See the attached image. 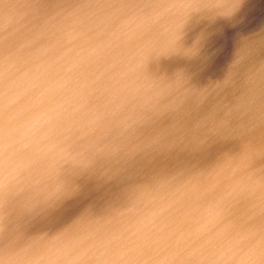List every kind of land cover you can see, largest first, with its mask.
<instances>
[{
    "label": "water",
    "instance_id": "water-1",
    "mask_svg": "<svg viewBox=\"0 0 264 264\" xmlns=\"http://www.w3.org/2000/svg\"><path fill=\"white\" fill-rule=\"evenodd\" d=\"M68 1L73 2L74 9L80 8L82 3L85 6L68 14L58 10L62 5L49 12L51 6L47 7V0H21L16 6L18 12L0 13V23L8 24L7 29L12 26L11 20L21 17L30 22L45 14L40 29L34 25L7 36L6 28H0V37L6 38L0 41V71L3 73L0 78H4V83L0 80V178L16 176L31 181L29 178L36 171L35 175L39 178L44 175L45 179L41 183L37 181V187H29L31 191H37V196L42 192L37 201L23 199V192L13 198L5 197L0 203V264H18L23 250L27 248L29 252L30 247L33 250L24 264H94L93 257L99 258L100 264H123L126 259L129 260L127 264H264V60L257 61L252 78L253 84L261 83L260 89L235 95L228 111L216 116L219 118L200 122L205 136L192 140L204 147L196 150L201 153L195 152L197 161L193 165L183 163L168 151L165 154L157 143L162 139L157 135L163 134L164 124L160 125L157 120L147 123L154 129L155 136L151 139L156 140L147 146L139 147L134 143L140 131L137 124L134 128L128 125L129 131L121 130V121L132 118L125 114L135 113L133 123L138 118L143 121L155 118L163 108L162 93L179 96L189 90L195 91L214 75L218 68L216 64H223L219 46L221 48V39L227 35L222 25L225 19L217 17L215 10L246 25L241 32L248 34L250 27L258 26L264 33L262 0H224L222 5L216 0H172L171 6L156 19V15L153 16L154 31L147 34L146 39H143L145 33L138 35L142 40H126L125 49L116 55L122 64L114 67L101 64L97 48L89 50V42L99 41L97 37L105 35L104 30L109 26L95 29L96 36L87 34L83 49L78 48L79 44L75 49L66 45V55L58 52L59 44L68 42L66 33L65 38L59 36L63 30L59 27H79L76 23L86 14H96L100 4L99 0H65L66 6ZM252 5L251 12L248 6ZM83 9L85 12L80 16ZM209 9L213 12L212 22L206 19ZM62 10L66 11L64 6ZM49 20L52 28L58 27L51 40V43L55 42V52L47 50L49 42L42 34V28ZM171 20L184 24L176 27L174 48H169L165 42ZM185 23L188 30L184 28ZM38 35L43 39L37 40ZM151 48L158 50V57L154 65L155 77L147 79L151 65L141 62H144L143 57L148 58L144 54ZM37 50H42L47 59L33 58ZM52 57L55 61L64 57L66 63L53 64ZM108 58L104 52L103 62ZM203 63L213 65L188 79ZM60 68L65 70V81L59 87L58 83H50L48 79L55 78V71ZM92 69L99 71L91 74ZM126 71L134 76L127 80ZM78 75L81 79L89 77L82 79V88L71 81ZM11 76L10 82L7 81ZM149 82L151 85L147 86ZM86 83H92L96 91L89 93L91 90L87 89ZM55 93L63 98L65 110L55 109ZM143 93L146 95L141 96ZM122 95L141 99L127 107L121 104ZM85 100L88 107L83 111ZM90 100L99 109L108 100L114 105L111 114H118H114L113 119L111 114L107 116V124L93 139L90 138L93 136L91 129L101 125L96 122L95 114L91 115L90 132L82 137L81 145L78 144L91 149L84 147L81 150L74 147V142L79 139L75 130L93 109ZM41 118L47 119L45 125H42L45 119ZM28 149L34 150V156H28L24 162L25 154L18 151ZM92 149L93 154L99 152L100 159L96 164L88 160ZM40 152L56 154L50 157V165L41 164L43 156ZM154 158L162 161L155 163L158 171L145 172L146 162ZM27 164L33 166L28 169ZM109 164L115 165L112 172L107 171ZM49 166L54 170L51 174H43V168ZM212 166L230 177L215 176ZM79 172L82 176L77 186L74 182ZM106 176L111 180L109 190H106L108 183L101 179ZM232 176H244L243 179L249 180L253 189L259 191L257 202L241 203L244 193L241 189L244 188L237 185ZM64 178L74 179L73 185L66 183ZM47 187L53 189L55 195H47L51 193L47 192ZM60 187L64 191L57 192ZM34 194L33 198L37 199ZM156 197L160 200L157 208L151 209L149 215H142L143 206L151 201L155 203ZM238 220H244L247 228V236L241 244L234 240ZM101 221L111 225L112 229H108L113 235L93 238L90 234ZM92 240L102 243L95 246ZM169 242L178 248L180 257L157 251L160 248L156 244L162 246ZM91 251L94 253L88 255Z\"/></svg>",
    "mask_w": 264,
    "mask_h": 264
},
{
    "label": "bare ground",
    "instance_id": "bare-ground-1",
    "mask_svg": "<svg viewBox=\"0 0 264 264\" xmlns=\"http://www.w3.org/2000/svg\"><path fill=\"white\" fill-rule=\"evenodd\" d=\"M48 1V5L47 7L51 6L50 11L52 9H57V6H64L66 11L62 10V6L58 9L61 12H68V14H71L72 11L78 12L81 8H83L82 6H85L83 3L80 4V8L78 9H74L73 7V2L69 1L68 5L66 6L65 4V0H56V2H54V0H47ZM67 1V0H66ZM219 4H223L224 0H216ZM222 1V3H221ZM21 2V0H1L0 3V13H7V12H18L17 9V4L20 5L19 3ZM63 2V3H62ZM172 2V0H132V2L129 3L128 6V13H130L131 17H140V20H135V21H126V22H112V24L110 25V29H108V33L106 35L105 38L101 37L102 35H99L97 38H99V41H95L92 42L90 41L89 43H91V47L89 48L90 51L93 50L94 48H97V51L99 53V55L97 56L98 58H101V64H112V67L115 66V64H122V62H120L116 55H119L120 52H118L119 50H123L125 49V43L127 42L126 40L132 41V42H136L139 40H142L141 37H138V35L140 34H145V38L147 34L152 33L154 31V22L153 19L157 18V16L162 13L164 10H166L167 7H170V3ZM23 3V2H22ZM89 2H87V4H89ZM263 3V4H262ZM24 6V4H23ZM87 6V5H86ZM260 7H264V0H262ZM71 8V9H70ZM248 10L252 12V8H254V6H248ZM264 10V9H263ZM221 10H215V14L217 17H221V19H225L224 23L222 24L225 27V32L227 33V35H225V37L221 42V48L219 46V49L221 50V57H223L222 62L223 64H216L218 65V68L216 69V71L214 72V75L199 89L195 88V91L189 90L188 92H184L179 96L173 95L171 93L167 94V93H162V100H164L163 102V108H161L160 112H158L154 118V116L150 119H148L147 121L144 120L143 118H138L136 119L135 123H133V119L135 118L136 115L134 112L131 113H127L125 115H130L132 118H124L121 121V130L124 131H129V127L128 125H136L137 124V129L139 131V133L137 134V137H135L134 139V143L139 146L142 147V145H150L151 142H155L156 140H153L151 138H153L155 136L154 133V129H152L151 127H148L147 123L148 122H153L154 120L159 121L162 125L164 124V128H163V134L161 135L160 133L157 136L162 137V139L160 141H157L158 145L161 146L162 149H164L166 151L165 154L172 155L175 157H178L181 159V161L183 163H187V165H193L196 161V154L201 153L198 152L200 149H202L203 147L200 146L197 142H195V140H192L194 138H196L197 140H200L203 136H205L201 130V126H200V122L202 120H205L208 118L209 119H214V118H219L216 117L221 116L222 112H224L226 109L228 111L229 106H230V102L231 99H233V97L235 95H239L242 94L243 92L247 91V90H251V89H260L261 87V83L257 82L253 84V74H254V70H255V66L257 61L260 62L262 60H264V33L261 32L260 29H262L261 27H259V29L257 28L258 26H253L249 28V33L247 34V32L243 31L241 32V28L242 27H247L246 25H243L241 22L238 21H234L233 18H231L227 13L220 12ZM85 10H81L80 13L82 16L84 14ZM156 13V14H155ZM206 13L208 14V18L210 22H212L211 20V16L213 14L210 13V9L209 11L206 10ZM62 14V13H61ZM98 16H95V14L93 13H89L84 15L80 21H78L76 23V26L79 27H71L70 30L69 28H67L68 30H66V25H64V27H59L62 28L63 30L61 31V33L59 34L60 37L65 38V33L68 35V42H64V43H60L59 44V48H58V52H63V56L66 55L64 52L66 51V45H70L71 48L70 49H75L76 48V44H79V49H83L85 45V37L87 34H90L89 37H91L93 34L96 36V34H98L97 32H90L89 29L92 28L93 24H96L97 28H103L100 24V18L102 15L104 16H108V12H104L103 9H101L100 11H98ZM219 14L225 15L226 16H220ZM46 15H51V14H46ZM156 15V17L153 18V16ZM206 15V14H205ZM210 16V17H209ZM45 17V14L43 13L42 16H40L37 19L31 20L30 22H25L22 18H18L15 20H11V24L12 26H10V29H7L6 27H8V24H5V22H1L0 23V28H6L7 30V36L15 35V33L20 32L21 30L24 29H29L32 26H36L37 29L39 28V19L43 20V18ZM66 15L64 16L65 19ZM115 19L117 20V16H114ZM114 19V20H115ZM154 19V20H155ZM215 19V18H213ZM15 21V22H14ZM47 23V22H46ZM44 24L43 28H42V34L43 36L46 37V41L49 42V46H47V50L50 52H55L56 49H54V43H51V40L54 38L53 36V31L56 32L55 30L58 29V27H54L52 28L51 25V20L48 21L47 24ZM250 23V22H249ZM5 24V25H4ZM15 24V25H14ZM169 29H167V36L168 38L165 39V42L169 45V48L172 46V48H174L173 46V42L175 40L176 37V27H183L184 24L176 21V20H171L170 24H169ZM251 25V24H250ZM187 24L185 23V30L187 28ZM196 25H193V27H195ZM54 29V30H53ZM196 29V28H195ZM183 30V29H182ZM188 30V28H187ZM200 30V29H197ZM259 30V31H258ZM118 31V32H117ZM258 31V32H257ZM117 32V33H116ZM198 32V31H197ZM100 34V33H99ZM175 36V37H173ZM6 39L4 37V35L2 37H0V41L2 39ZM121 38V40L117 43V41ZM43 39L42 36H37V40ZM69 39H71V41H69ZM116 41L115 45H111ZM113 42V43H111ZM63 44V45H61ZM45 51V50H44ZM106 52L110 58L106 59L104 62L102 60L103 57V53ZM157 49H150V52H146V55L148 58L145 60L144 62L142 61L141 63H145V64H150V66H148V70L146 73V78L151 79L153 77H155V67L156 66L155 62L157 61ZM44 52L42 50L38 51V52H34L33 54V58L39 59L40 58H44L47 59L46 56L43 54ZM5 55V54H4ZM90 55V54H89ZM204 59V58H203ZM53 64H65L66 61L64 60V57H59L56 61L55 59L52 57L51 58ZM207 59H204V61H206ZM41 61V60H40ZM79 62L81 61V58L78 60ZM77 64H80V63ZM82 64V63H81ZM25 65V64H23ZM69 64H67L68 66ZM211 65L213 64H200L197 66V68L195 69V71H192L193 73H191V77L188 79H192L194 77V75L196 76L197 73H202L204 71H206ZM10 66V65H9ZM20 65H14V67H17ZM213 67V66H212ZM64 68H60V69H56L55 71V78H58L59 80H56L55 78H51L48 79L50 81V83H58V86H61V82L65 81V70H63ZM91 74H96L99 70L98 69H92L90 70ZM197 71V72H196ZM2 71H0V77L2 76L1 74ZM11 73V70H10ZM124 76L126 77V79H130L132 76L134 75H130L128 71H126L124 73ZM11 77L7 78V81H9V79H11ZM89 78V77H88ZM88 78H82V79H88ZM80 78V76L78 75L76 79H72L71 81H75L76 82V87L78 88H82L84 87L83 81ZM0 80H3L4 83V78H0ZM6 80V79H5ZM10 82V81H9ZM151 82L148 83L147 86H150ZM86 87L88 90H91L89 93H94V88H93V84L92 83H86ZM146 88V87H145ZM122 89V88H121ZM148 89V88H146ZM86 90V91H88ZM97 93H95V97ZM146 95V94H142L141 96ZM59 94L55 93V95L53 96V98H55V102H56V110H65V104L62 103L63 98L62 97H58ZM140 97H134V96H128V95H122L121 97V104H125L127 105V107L129 106H134L137 101L139 100ZM141 99V98H140ZM152 99H155V95H152ZM109 100V99H108ZM106 100L104 101L101 107V109H99V107L97 108V106L95 104H93V101L90 100L89 102L91 104H93V109L86 115L85 119L82 121L83 124L79 127L78 130L76 131V137H79V139L77 141L74 142V147L79 148V149H83L84 147H88V146H84V147H80L79 145H81V141L83 140L82 137L88 132H90L91 129V125L88 124L90 123V116H96L97 119V123L99 125H101V127L98 128H93L91 129V132L93 134V136H91L90 138L93 139L94 135L97 134L99 131H102V126H105L107 124L106 119L108 118L107 116H110V114L112 113V108L114 107V105L112 103H109V101ZM134 100V104L131 105V102ZM107 102V103H105ZM146 102H144L145 104ZM88 107V102L85 100V103L82 104V110L85 111ZM81 110V111H82ZM111 110V111H110ZM64 112V111H61ZM114 114H118L117 112H113L112 115V119ZM107 117V118H106ZM45 119V118H41L40 120ZM40 120L37 121L38 124H40ZM47 119L44 120L42 125H45ZM245 120V119H244ZM248 121V120H247ZM95 122V124H96ZM41 125V126H42ZM134 128V126H133ZM145 130V131H144ZM184 132V133H183ZM19 139V138H16ZM85 145L87 144V140L84 141ZM68 143V140H67ZM70 143V142H69ZM49 144H52L49 142ZM79 144V145H78ZM18 147H19V142L17 143ZM169 145L168 149L167 146ZM54 146V145H53ZM61 147V145H59ZM88 149L90 150L91 148L88 147ZM72 150V149H71ZM95 150H98V148H96ZM197 150V151H196ZM93 149L88 153V155H92L91 157H88V160L91 159L95 162L98 159H100L98 157L99 152L96 151L93 154ZM32 152H34V150L32 149H28V150H19L18 153H22L25 154L23 161L25 162V159L27 160L28 156H34L32 155ZM52 154H42L41 152L39 153V155L43 156V159L41 162L45 163L47 165L51 164V156H55L56 154L54 152H52ZM199 155V154H198ZM149 159V158H148ZM159 158H154L150 161L146 162V167H145V172H149V173H153L156 172V170L158 171V167L157 164L155 163H162L161 160L157 161ZM212 160V159H211ZM85 161L87 162V158H85ZM101 161V160H100ZM156 161V162H155ZM65 162V161H63ZM214 162V161H211ZM100 164V163H99ZM154 165V166H152ZM33 166V165H32ZM32 166L30 165H26V167L29 169ZM23 167V166H22ZM82 167L83 164H82ZM115 165L113 164H109L107 167V171L112 172L114 170ZM212 172L215 174V176H219L221 174H224L225 176H227V178L230 177V175L228 176L225 172H222L218 169V168H214V166L211 167ZM44 173H50L54 170L53 167L49 168H43ZM71 171V170H70ZM34 174L31 176L32 179L31 181H27V180H22L19 177H12L11 179H3L0 178V182H2L3 184V193L0 194V203L2 201H4L6 198H8V196H10L9 198H13L14 195H18L23 193V199L29 198L32 199L34 201L38 200V197L41 198L42 197V192H39L38 196L36 195L37 191H31V189L29 188L30 186H36L38 185L37 181L39 183L44 182V175L42 176V178H39L37 175H35L36 171L33 172ZM80 174H77L78 176L75 177L77 180L74 182L75 185L78 186L80 179H81V172H79ZM13 174V173H12ZM81 175V176H80ZM10 177V176H9ZM244 176H232V179H234L235 183L237 185H240L241 187H243L244 189H241L244 193H243V198L241 203H253V202H257V195L259 193V191L254 190L253 187L251 186L250 183L247 181V179H243ZM4 178H7V176H5ZM69 185H73V180H68L67 178H64ZM105 183H108L106 190H109V183H110V178H108L107 176L105 177V179L101 178ZM63 179H61L62 182ZM250 185V187L247 185V183ZM83 183V181H81V184ZM61 186V185H60ZM29 188V191H28ZM38 189V188H37ZM249 189L251 191H249ZM39 190V189H38ZM47 192L51 191L47 193V195L53 194L55 195V192L53 189L47 187L46 188ZM123 190V187L121 188V192ZM64 191L63 187H60V189L57 192H61ZM33 193H35L34 195H36L37 199L33 198ZM6 197V198H5ZM151 197H153V195H151ZM59 198V196H58ZM63 199V193H61V200ZM160 200L156 197V202L153 203L151 201V203L145 204V207L143 206L141 213L142 215H149L150 212H152L155 208H157L158 204H159ZM153 209V210H151ZM105 220V219H104ZM246 221V220H245ZM247 222V221H246ZM237 227H236V234L234 235V240L238 243L241 244V240L245 239L247 236V228L244 226V220H238L237 221ZM251 225V223H250ZM109 226V227H108ZM111 225H107V221H101V223L99 225H97L96 230L93 234H90L91 236H93V238H101L103 235L106 236H112L113 234H111V230L108 228ZM122 224H121V228H122ZM122 231V229H121ZM112 233H114V231H112ZM89 235V236H90ZM101 236V237H100ZM92 242L95 244V246L97 244H101L102 242H100V240L96 241V240H92ZM160 249H157V251L161 254H168L174 257H180V255H178V248L176 246H174V244L172 242L169 243H164L162 246L156 244ZM110 248H112V245L110 246ZM29 250L32 252V247L29 248ZM29 251V252H30ZM29 252L27 251V248L25 250H23L22 253V257L19 258V263L18 264H24L26 258L28 257ZM30 252V253H31ZM94 253L93 251L89 252V254ZM158 253V254H159ZM33 254V253H32ZM92 260V263H97L98 264L101 263V260H99V258H95ZM124 261V260H123ZM129 260L126 259L123 264H127Z\"/></svg>",
    "mask_w": 264,
    "mask_h": 264
},
{
    "label": "rangeland",
    "instance_id": "rangeland-1",
    "mask_svg": "<svg viewBox=\"0 0 264 264\" xmlns=\"http://www.w3.org/2000/svg\"><path fill=\"white\" fill-rule=\"evenodd\" d=\"M91 2V1H90ZM100 4L97 6L98 10L97 13L95 14V16H98V11H100L101 9L104 10V12H108V16H104L102 15L100 18V24L101 26L105 29L106 26H109L110 29V25L112 24V22H126V21H135V20H140V17H131L130 13H128V6L129 3L132 2V0H99ZM69 3V1H68ZM114 16H117V20L115 19ZM21 18V17H20ZM115 19V20H114ZM41 19H39V28L41 26ZM114 22V23H115ZM97 25L93 24L92 28L89 29L90 32H95ZM66 30H68L66 28ZM70 30V29H69ZM105 35L103 34L101 37L105 38L107 33H108V29L106 28L105 30ZM131 42V41H129ZM40 50H37L35 52H38Z\"/></svg>",
    "mask_w": 264,
    "mask_h": 264
},
{
    "label": "snow or ice",
    "instance_id": "snow-or-ice-1",
    "mask_svg": "<svg viewBox=\"0 0 264 264\" xmlns=\"http://www.w3.org/2000/svg\"><path fill=\"white\" fill-rule=\"evenodd\" d=\"M3 193V184H2V182H0V194H2Z\"/></svg>",
    "mask_w": 264,
    "mask_h": 264
}]
</instances>
